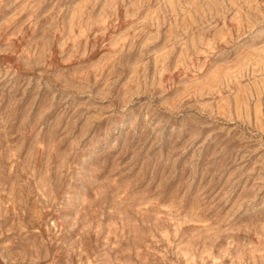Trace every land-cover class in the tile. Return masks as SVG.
Here are the masks:
<instances>
[{"label": "rangeland", "instance_id": "374dc122", "mask_svg": "<svg viewBox=\"0 0 264 264\" xmlns=\"http://www.w3.org/2000/svg\"><path fill=\"white\" fill-rule=\"evenodd\" d=\"M0 264H264V0H0Z\"/></svg>", "mask_w": 264, "mask_h": 264}]
</instances>
